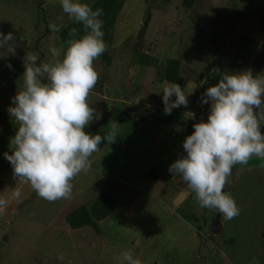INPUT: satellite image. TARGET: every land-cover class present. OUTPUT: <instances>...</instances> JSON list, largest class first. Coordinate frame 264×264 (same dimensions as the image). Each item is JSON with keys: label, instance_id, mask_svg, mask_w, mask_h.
<instances>
[{"label": "rangeland", "instance_id": "374dc122", "mask_svg": "<svg viewBox=\"0 0 264 264\" xmlns=\"http://www.w3.org/2000/svg\"><path fill=\"white\" fill-rule=\"evenodd\" d=\"M36 7L37 0H0V32L17 37L14 53L0 49V197L9 201L0 215V264H121L123 251L142 264H264V187H259L264 182L257 179L252 191L236 189L240 179L239 186L244 179L252 184L251 178L262 174L233 168L225 191L233 190L237 206L246 202L244 207L252 204L255 210L246 220L228 224L221 214L217 223L215 211L200 207L182 177L168 171L186 155L183 141L191 126L207 121L210 103H202L201 96L222 73L251 71L264 77V2L126 0L110 39L103 37L106 51L94 61L99 80L88 103L96 115L90 124L113 107L135 120L118 122L117 138L124 141L98 148L89 171L73 180L71 198L55 202L16 179L4 156L18 130L8 108L23 87L25 52L37 53L40 64L52 58L51 47L62 55L66 50L60 31L46 33L50 24L72 22L60 0H43L41 10ZM171 59L179 62L180 86L189 103L173 109L177 119L166 123L161 91L173 83L165 80ZM251 162L264 169V160ZM16 190L19 198L13 196ZM103 195L115 208L103 219L94 217L98 230L72 228L68 215L81 206L91 208ZM245 243L260 248L242 255L235 249L233 262L227 247Z\"/></svg>", "mask_w": 264, "mask_h": 264}, {"label": "clouds", "instance_id": "9594fccd", "mask_svg": "<svg viewBox=\"0 0 264 264\" xmlns=\"http://www.w3.org/2000/svg\"><path fill=\"white\" fill-rule=\"evenodd\" d=\"M60 3L69 20L82 25L83 35L71 29L63 55L51 47L52 58L47 62L38 64L37 53L25 52L23 87L12 98L14 106L8 108L18 130L10 138L11 151L4 153L13 175L49 202L71 198L73 180L89 171L98 145L102 140L114 142L119 131V123L111 120L104 137L85 130L96 119L88 103L99 80L94 61L107 48L100 19L103 10H93L82 0ZM49 28L61 30L56 24ZM16 40L12 32H0V49L14 53ZM161 92L166 115L189 103V93L178 83L164 86ZM201 102L210 103L208 119L194 123V131L183 141L186 155L170 164L168 171L182 177L200 207L231 220L240 212L225 191L233 168L248 164L253 157L264 160V77L251 71L222 73L205 90ZM20 195L19 190L13 193L15 198ZM8 205V199L0 197V215ZM119 259L121 264H142L130 251H123Z\"/></svg>", "mask_w": 264, "mask_h": 264}, {"label": "trees", "instance_id": "16d2710c", "mask_svg": "<svg viewBox=\"0 0 264 264\" xmlns=\"http://www.w3.org/2000/svg\"><path fill=\"white\" fill-rule=\"evenodd\" d=\"M126 0H92L90 7L93 10H96L97 8L103 10V15L100 17L103 21L102 25V31L104 33V38L105 39H110L111 33L113 31V28L115 26L117 17L122 10V7L124 5ZM193 0H186V4L191 5ZM42 3L43 0H37L38 10H41L42 8ZM46 15V14H45ZM60 34H61V39L66 42V48L68 44V40L71 38L70 36V31L71 29L75 28L77 29L78 33L80 35H83V28L82 25L76 24L75 22H71L68 26L66 27H60ZM51 30L47 29L46 33H50ZM180 68L179 62L175 59H171L168 63L167 70L165 72V80L173 82V83H178L182 84L183 79L178 75V69ZM177 117L175 114H168L165 116L163 119L166 123H170L173 120H176ZM117 121V122H131L134 121L135 118L122 110L119 107H113L110 112L106 116H104L99 122L95 124H90L86 127V131L89 132L91 135H101L104 137L106 135L105 127L109 123V121ZM181 124L186 123L185 121H180ZM191 125V124H190ZM191 130L194 131V127L191 126ZM124 138H117L114 142L110 144H115V143H121L123 142ZM109 145V142L107 140H102L101 143L98 145V148H103L104 146ZM257 163H248L246 165H237L235 168H246L250 167L252 165H255ZM20 179V178H16ZM228 193L231 194L232 190H227ZM115 208V202L114 200L109 196V195H103L91 208H88L87 206H81L75 210H73L67 217L70 225L72 228L77 229L85 226H92L96 230H98V225L96 221L94 220V217L98 219H103L107 214L112 212ZM219 216V213L214 212V217L215 221H217ZM199 233H201L199 231ZM223 233L225 235V231L223 230ZM227 241V240H225Z\"/></svg>", "mask_w": 264, "mask_h": 264}, {"label": "crops", "instance_id": "0c3cea01", "mask_svg": "<svg viewBox=\"0 0 264 264\" xmlns=\"http://www.w3.org/2000/svg\"><path fill=\"white\" fill-rule=\"evenodd\" d=\"M243 169H248L249 171H251V172H257V173H260V174H262V176H260V175H256V176H254V177H252L251 178V180L252 179H255L256 181L254 182V183H250V179L248 180V182H247V180L246 179H244V180H242V182H243V184H241L240 186L238 185V184H240L241 183V179H240V183H238V184H236V186H237V190H238V188L239 189H241V190H243V191H245V190H249V191H252V190H255V186H257V185H255L256 184V182H257V179H259L258 181H260V182H264V169L261 167V166H252V167H250V168H243ZM242 169V170H243ZM247 171V170H246ZM240 174V173H239ZM241 176V175H240ZM244 177V176H243ZM241 186H244V187H241ZM259 186V185H258ZM260 188H263L264 186L263 185H260L259 186ZM232 194H231V196L235 199V201H236V204H237V198L235 197V194L233 193V190H232V192H231ZM247 203L245 202V203H243V204H241L240 206H237L239 209H240V212H239V215L238 216H236V217H234L233 219H231L229 222H228V224H237V222H239V220H240V218H245V220L247 219V216L249 217V216H252L253 214H254V208H252V204H248L247 206H245L244 207V205H246ZM243 221V220H242ZM242 221H240V222H242ZM225 227V226H224ZM240 228V231L241 232H243V231H245V232H247L248 233V228H247V226H240L239 227ZM225 229V228H224ZM227 229V228H226ZM225 229V230H226ZM224 230V231H225ZM226 232V231H225ZM235 236H237V235H235ZM247 236H250V234H248ZM252 242H253V240H252ZM255 247H257V248H260V246H258V244H254L253 243V245H249V244H244V245H237L236 247H227V248H230V250L228 251V254H229V256H231V259H232V261L233 262H235L234 261V259H233V257H232V253L234 252V250L235 249H238V251H239V253H240V255H242L241 254V252L242 251H245V254H248V253H246V251L248 250V251H250V252H252L253 250H254V248ZM258 251V250H257ZM261 251H262V254L264 255V248H263V250L261 249ZM235 257H237V256H235ZM239 259V258H238ZM243 263V262H242Z\"/></svg>", "mask_w": 264, "mask_h": 264}, {"label": "water", "instance_id": "95a60500", "mask_svg": "<svg viewBox=\"0 0 264 264\" xmlns=\"http://www.w3.org/2000/svg\"><path fill=\"white\" fill-rule=\"evenodd\" d=\"M258 2H264V0H257Z\"/></svg>", "mask_w": 264, "mask_h": 264}]
</instances>
